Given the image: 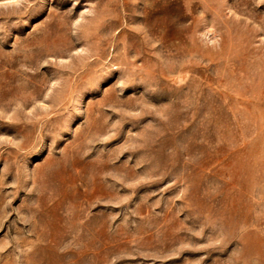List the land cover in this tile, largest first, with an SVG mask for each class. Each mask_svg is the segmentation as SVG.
<instances>
[{
  "label": "rangeland",
  "instance_id": "obj_1",
  "mask_svg": "<svg viewBox=\"0 0 264 264\" xmlns=\"http://www.w3.org/2000/svg\"><path fill=\"white\" fill-rule=\"evenodd\" d=\"M0 264H264V0H0Z\"/></svg>",
  "mask_w": 264,
  "mask_h": 264
}]
</instances>
